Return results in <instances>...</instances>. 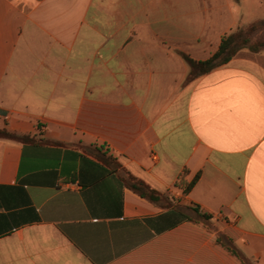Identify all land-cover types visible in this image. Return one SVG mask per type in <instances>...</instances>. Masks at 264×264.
<instances>
[{
  "label": "crops",
  "instance_id": "1",
  "mask_svg": "<svg viewBox=\"0 0 264 264\" xmlns=\"http://www.w3.org/2000/svg\"><path fill=\"white\" fill-rule=\"evenodd\" d=\"M235 2L0 0V129L65 145L0 138V264H242L220 236L264 264V53L194 81L182 56Z\"/></svg>",
  "mask_w": 264,
  "mask_h": 264
},
{
  "label": "trees",
  "instance_id": "2",
  "mask_svg": "<svg viewBox=\"0 0 264 264\" xmlns=\"http://www.w3.org/2000/svg\"><path fill=\"white\" fill-rule=\"evenodd\" d=\"M264 21H256L250 24L246 28H240L234 32L226 34L221 41L218 51L208 60L198 61L192 59L190 56L183 54V58L186 60L190 66V74L188 76V81H194L206 74L211 73L212 71L220 68L233 59H235L242 52L248 51L252 54H260L264 51ZM0 138L9 139L22 143L24 145L29 144H46L54 146H65L62 143L49 142L44 140H37L36 137L30 135H18L8 131L7 129H0ZM83 148L89 154H92L100 162H108L113 160V157L108 156V150L106 151V145H102L101 148L91 150L89 147ZM199 177H197L192 183L185 186V192L189 193L193 186L196 184ZM126 182L128 186L142 198H145L157 205H163L164 197L156 190L149 187L143 181L137 179L131 174L128 175ZM186 218L197 222L202 223L205 226L210 227V221L212 217L210 215L201 213L198 209H192L187 215ZM220 243L236 258H238L242 264H254V262L246 257L232 242L223 236H220Z\"/></svg>",
  "mask_w": 264,
  "mask_h": 264
},
{
  "label": "rangeland",
  "instance_id": "3",
  "mask_svg": "<svg viewBox=\"0 0 264 264\" xmlns=\"http://www.w3.org/2000/svg\"><path fill=\"white\" fill-rule=\"evenodd\" d=\"M240 2L236 11V14L241 18L244 16L242 20L241 26L238 28H246L250 24L256 21H264V0H234ZM236 29V30H238ZM234 30V31H236ZM233 31V32H234ZM264 39V35L262 37ZM264 51L261 52V54Z\"/></svg>",
  "mask_w": 264,
  "mask_h": 264
}]
</instances>
